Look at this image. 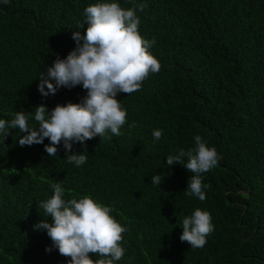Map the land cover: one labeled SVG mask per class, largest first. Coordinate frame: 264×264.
<instances>
[{
  "label": "trees",
  "instance_id": "obj_1",
  "mask_svg": "<svg viewBox=\"0 0 264 264\" xmlns=\"http://www.w3.org/2000/svg\"><path fill=\"white\" fill-rule=\"evenodd\" d=\"M111 2L146 4L136 12L138 30L155 40L149 51L160 70L140 90L118 94L127 112L122 135L73 144L67 155L87 152L79 167L67 163L63 143L49 157L48 139L20 146L18 129L0 138V264H68L46 230L34 229L51 223L39 202L55 182L65 200L89 196L113 209L126 229L125 254L114 264H264V0H0V119L86 97L79 85L42 97L38 79L75 48L85 8ZM154 129L162 130L158 141ZM196 135L221 157L200 174L204 201L185 195L192 173L166 164L193 148ZM156 174L160 187L150 182ZM196 208L214 225L201 248L179 239Z\"/></svg>",
  "mask_w": 264,
  "mask_h": 264
},
{
  "label": "clouds",
  "instance_id": "obj_2",
  "mask_svg": "<svg viewBox=\"0 0 264 264\" xmlns=\"http://www.w3.org/2000/svg\"><path fill=\"white\" fill-rule=\"evenodd\" d=\"M145 7L146 4L140 3L125 9L116 2L86 7L85 21L78 22V30L72 31L75 48L64 59L57 56L52 66L40 73L37 86L41 96L47 97L55 95L61 87L71 89L79 85L86 90V97L79 103L57 104L50 112L39 105L34 115L33 111L22 110L16 111L10 121L0 119L2 143L12 129L23 134L18 140L20 146L43 144L48 139L44 151L49 157L56 156L57 146L63 143L65 160L79 167L87 162V152L67 155L74 143L83 144L97 136L104 138L109 131L113 136L122 135L120 129L126 123L127 112L117 99L118 94L140 90L149 74L158 73L161 67L149 51L155 40L144 39L138 30L140 19L136 12H142ZM80 29H84L83 34ZM30 118L35 125H29ZM134 126V122L129 125ZM152 135L154 141H158L162 130L154 129ZM194 140L193 148L177 150L175 155L166 157V164H181L192 173L185 195L204 201L205 186L200 174L215 168L221 157L199 135ZM162 180L161 175L156 174L150 182L160 187ZM50 187L53 194L40 201L39 207L51 217V223L41 220L34 229L46 230L52 247L61 256L70 258L68 264H114L121 260L125 250L120 242L126 229L111 215L113 209L89 196L65 200L61 182L52 183ZM211 219L209 212L196 208L183 218L179 239L192 248L203 247L206 237L214 230ZM51 250L45 249L46 252ZM89 254L99 258L93 260Z\"/></svg>",
  "mask_w": 264,
  "mask_h": 264
}]
</instances>
